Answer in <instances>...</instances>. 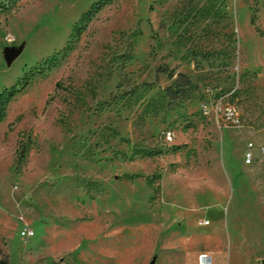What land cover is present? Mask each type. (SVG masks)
Segmentation results:
<instances>
[{
  "label": "rangeland",
  "instance_id": "rangeland-1",
  "mask_svg": "<svg viewBox=\"0 0 264 264\" xmlns=\"http://www.w3.org/2000/svg\"><path fill=\"white\" fill-rule=\"evenodd\" d=\"M263 148L264 0H0V264H264Z\"/></svg>",
  "mask_w": 264,
  "mask_h": 264
},
{
  "label": "built area",
  "instance_id": "built-area-1",
  "mask_svg": "<svg viewBox=\"0 0 264 264\" xmlns=\"http://www.w3.org/2000/svg\"><path fill=\"white\" fill-rule=\"evenodd\" d=\"M202 111L206 116L212 114L219 128H241L243 125L240 109L238 108V106L227 101L225 98L217 99L214 102H212L210 98L208 102L202 105ZM167 139L170 141L173 139V135L171 132L167 133ZM253 148L254 144L249 143L245 155V163L247 165H251L253 163ZM262 153L264 154V148L262 149ZM21 221H23V219H21ZM21 236L24 242H28L35 236V231L27 223H25V227L21 232ZM194 264L215 263L213 257L210 254L202 253L198 256L197 261Z\"/></svg>",
  "mask_w": 264,
  "mask_h": 264
},
{
  "label": "water",
  "instance_id": "water-1",
  "mask_svg": "<svg viewBox=\"0 0 264 264\" xmlns=\"http://www.w3.org/2000/svg\"><path fill=\"white\" fill-rule=\"evenodd\" d=\"M22 48L14 49L10 48L7 49L4 55V59L7 65H11L21 54ZM151 264H155V261H153Z\"/></svg>",
  "mask_w": 264,
  "mask_h": 264
},
{
  "label": "crops",
  "instance_id": "crops-1",
  "mask_svg": "<svg viewBox=\"0 0 264 264\" xmlns=\"http://www.w3.org/2000/svg\"><path fill=\"white\" fill-rule=\"evenodd\" d=\"M206 253V252H203ZM202 254L201 252H197L193 257H190L186 260L185 264H194L197 261L198 256ZM209 254V253H208ZM215 263V261H214ZM216 264V263H215Z\"/></svg>",
  "mask_w": 264,
  "mask_h": 264
},
{
  "label": "trees",
  "instance_id": "trees-1",
  "mask_svg": "<svg viewBox=\"0 0 264 264\" xmlns=\"http://www.w3.org/2000/svg\"><path fill=\"white\" fill-rule=\"evenodd\" d=\"M103 5V3L102 4H100V5H98V9H100L101 7H103L102 6ZM15 92V91H14ZM1 252V251H0ZM2 264H8V262L6 261V260H4V261H2Z\"/></svg>",
  "mask_w": 264,
  "mask_h": 264
}]
</instances>
